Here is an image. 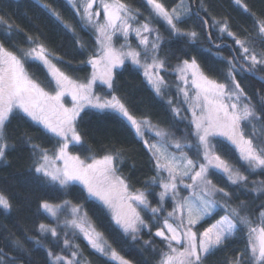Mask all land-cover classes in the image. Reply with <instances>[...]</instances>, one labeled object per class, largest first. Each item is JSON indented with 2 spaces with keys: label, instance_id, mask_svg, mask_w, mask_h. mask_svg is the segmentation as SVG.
<instances>
[{
  "label": "snow or ice",
  "instance_id": "6c2138e0",
  "mask_svg": "<svg viewBox=\"0 0 264 264\" xmlns=\"http://www.w3.org/2000/svg\"><path fill=\"white\" fill-rule=\"evenodd\" d=\"M68 2L76 8L81 29L90 28L95 33L92 48L90 41L77 38L75 29L54 8L49 4L41 7L72 33L80 62L91 65L90 76L83 80L67 74L64 69H79L71 68L38 34L27 35L26 47L11 46L17 29L0 16V28L4 29L0 40V161L6 160L17 145L26 148L32 160L31 181L62 194L58 202L43 197L37 201V212L50 222L36 226L34 243L45 247L47 241L49 264H81L76 243L80 237L101 255L112 259L118 256L111 245L101 242L103 233L97 231L80 199L96 201L110 213L123 235L134 241L145 230L159 238L168 249L160 264H206L208 256L230 247L236 237L245 236V247L236 249L224 264H264V221L255 224L247 202H234L240 188L264 199V180L252 181L249 187V176H264V89L249 95L237 79L244 73H264V13L256 15L245 0H233L238 9L249 14L251 29L234 31L226 19L212 22L215 33H207L210 42L214 34L219 40L230 38V51L234 53L230 59L221 58L226 72L222 80H217L205 74L195 57L176 58L172 65L161 55L164 39L160 29L154 27L161 21L167 25L170 39H183L185 43L197 40L198 33L182 25L193 14L199 17L200 9L194 11L184 0L171 7L162 0H146L144 6L150 9L147 16L122 0H99L98 5L97 0ZM202 10L207 13L206 8ZM200 22L209 24L207 18ZM130 35L138 41L135 46L129 41ZM215 47L219 50L223 46L216 43ZM126 61L142 70L156 96L167 98L174 118L172 127L177 132L187 121L179 137L147 116L138 118L115 94L113 70L124 68ZM101 65L103 71H98ZM28 68L40 71L44 79L30 75ZM257 78L264 81V77ZM173 84L175 93L169 91ZM184 104L188 107L183 108ZM93 110L103 119L117 118L134 132L152 166V175L143 188L133 189L123 176L121 165L129 163L131 156L115 143L105 144L99 158H82L80 153L91 151L85 141L90 133L82 127ZM182 111L190 112V118ZM13 121L25 128L35 126L42 142L37 143L26 130L10 134ZM232 149L239 153L235 160ZM135 167L131 163V168ZM217 173L236 187L226 190L217 186L212 179ZM77 184L82 188L77 190ZM12 199L0 191V211L11 213ZM214 216L219 218L209 223ZM260 216L264 217V203ZM23 251V242L10 235V241L0 246V264H18L17 253ZM119 260L120 264H129L123 257Z\"/></svg>",
  "mask_w": 264,
  "mask_h": 264
},
{
  "label": "trees",
  "instance_id": "16d2710c",
  "mask_svg": "<svg viewBox=\"0 0 264 264\" xmlns=\"http://www.w3.org/2000/svg\"><path fill=\"white\" fill-rule=\"evenodd\" d=\"M191 4L193 0H184ZM129 4L133 9H139L144 16L148 15L150 9L144 5L146 0H122ZM166 6L171 7L179 2V0H162ZM248 4L250 12L260 15L264 13V0H245ZM42 4H49L61 16L63 21L73 27L76 31L77 38L90 41L89 47L92 48L95 44L96 35L90 28L79 26L80 17L76 14V8L68 2V0H0V16L8 20L15 29V34L11 40V46L16 48L26 47L27 35H39L46 45L57 55L63 57L66 63H70L71 68L79 69L72 72L64 69L72 78L83 80L85 76H90L92 72L91 65H84L80 62L81 58L77 54L76 47L73 43V35L63 28L54 17L50 15L47 9L41 7ZM206 8L207 13L202 9ZM200 9L199 17L195 14L187 18V23L182 25L186 30L196 31L198 33L197 40L191 43H185L183 39H170L167 32V25L160 22L154 25L160 29V33L164 39L162 45V56H166L168 62L175 65L176 58L183 57L190 59L195 57L200 64L201 69L205 74L213 79L222 80L223 73L226 72V64L221 58L230 59L231 52L227 46H232L230 38L223 40L218 39V35L214 34L211 37V42L215 46L216 43L222 44V49L211 47L207 41L204 25L201 24L200 18H207L208 33H215V29L211 27L215 20L226 19L230 23L232 29H251L252 20L249 14L243 13L234 4L233 0H196L195 10ZM4 29L0 28V40L3 39ZM115 41V40H114ZM129 41L133 46L137 43L134 35ZM116 45H120L116 43ZM10 46L6 43V47ZM29 74L34 75L37 79L43 80V74L35 68H28ZM219 73V75L217 74ZM257 76L264 77V73L257 72ZM113 79L115 83V94L124 99L130 111L138 118L147 116L154 124H158L161 128L174 132L179 137L180 132L184 131L183 124L180 125V131L172 127L173 114L169 105L166 102L167 98H161L155 95L151 88L147 85L142 74V70L133 66L130 61L125 62L124 68H116L113 70ZM242 83V87L249 95L264 89V84L256 80L248 73L241 74L237 77ZM171 93L176 91L169 90ZM175 99V97H173ZM179 99H183L180 97ZM188 105L184 104L183 108ZM85 117L82 131L90 134L85 137L86 148H91V151H84L81 154L85 156L96 155L99 158L103 154L102 148L109 142L122 147L126 154L131 156V161L121 165V172L124 177L128 178L133 189L143 188L144 182L149 180L152 171L149 164V156L146 154L142 145L134 139V132L123 125L117 118L103 119L100 114L95 113ZM83 115V114H82ZM190 118V112H183ZM27 131L32 135L37 143L42 141L39 139L40 134L35 131V126L25 128L17 121H13L10 128V134L19 135L23 131ZM94 140L102 141L100 144L93 143ZM233 159H237L239 153L232 149ZM127 160V155H126ZM131 163H135V169L131 168ZM32 166L30 153L20 145L14 150H11L7 155L6 160L0 161V191L12 197L13 211L4 213L0 211V246H5L10 241V235H15L23 242L24 251L17 253L19 257L18 264H49L47 256V247H40L34 243L37 236L36 226L39 223H49L50 219L46 218L42 213L37 212V201L40 198H47L52 202H58L62 199V194L56 191H48L43 187L38 186L30 179L29 169ZM247 174V173H245ZM213 183L217 186L225 187L226 190L235 188L230 185L227 177L220 173L212 177ZM264 180V176L253 174L249 176V187L252 181ZM79 190L81 185H74ZM239 197V200H235ZM72 199V197H68ZM246 201L251 217L254 223L257 224L260 216V205L264 203V199L257 198L254 193L249 190L240 188L234 194V202ZM77 201L74 199L73 203ZM79 203L84 205V209L88 212V217L95 224L98 232L103 233L102 239L111 245V249L118 254L116 259H112L110 255H101L96 252L87 241L83 238L76 240L79 244V253L81 256V264H120L119 257L129 261V264H160L163 253L167 252V247L145 230L137 240H132L130 236H124L120 229L111 221V215L107 210H102L101 206L94 200L85 202L83 199ZM218 212L222 210L217 209ZM219 217L214 216L209 218V223L214 222V219ZM205 224L204 227H207ZM155 229H153L154 232ZM203 231V228L200 229ZM31 237L32 239H27ZM146 241H151L146 244ZM247 236L243 239L236 237L231 242V246H226L225 249L216 251L206 259V264H224L227 259L235 253L236 249H243Z\"/></svg>",
  "mask_w": 264,
  "mask_h": 264
},
{
  "label": "rangeland",
  "instance_id": "374dc122",
  "mask_svg": "<svg viewBox=\"0 0 264 264\" xmlns=\"http://www.w3.org/2000/svg\"><path fill=\"white\" fill-rule=\"evenodd\" d=\"M109 2H110V0H109ZM185 2V4H188L186 1H184ZM77 3H80V4H82V3H84V0H77ZM99 4V0H97V5ZM97 5H94V8L97 6ZM102 11V10H101ZM101 22H103V18L101 17ZM130 37H132V35H130L129 36V39H130ZM114 40H115V38H114ZM121 43H123V38H121V41H120ZM136 43H138V41L136 42ZM115 47L116 48H119L120 47V45H116L115 44ZM98 71H103V65H101L100 66V68L98 69ZM170 81L173 79L172 78V76L171 75H169L168 77H167ZM170 90H172V91H176V88H175V85L173 84V87L170 89ZM70 99V98H69ZM61 220H63L64 219V216L63 215H61ZM252 218V217H251ZM253 219V218H252ZM253 221H254V219H253ZM262 221H264V217H261V216H259V220H258V223L257 224H261V222ZM82 238V237H81ZM101 242L103 243L104 241H103V239L101 238ZM95 250V249H94ZM56 251L57 252H59L60 251V249L59 248H57L56 249ZM96 251V250H95ZM97 252V251H96ZM99 253V252H98ZM107 256V255H106Z\"/></svg>",
  "mask_w": 264,
  "mask_h": 264
},
{
  "label": "water",
  "instance_id": "95a60500",
  "mask_svg": "<svg viewBox=\"0 0 264 264\" xmlns=\"http://www.w3.org/2000/svg\"><path fill=\"white\" fill-rule=\"evenodd\" d=\"M192 7H193V9H194V11H195V7H196V0H193V2H192ZM200 19H202V18H200ZM204 28H205V34H206V38H207V41H208V43H209V45L211 46V47H215L213 44H212V42H210V40H209V38H208V36H207V33H208V28H207V25H204ZM228 47V49H229V51H230V46H227ZM231 52V51H230ZM234 53H232L231 52V55H233ZM251 75V74H250ZM251 76H253V75H251ZM256 80H258V81H260L261 83H263L264 84V81H262L261 79H258L257 77H259V76H257V75H255V76H253Z\"/></svg>",
  "mask_w": 264,
  "mask_h": 264
}]
</instances>
